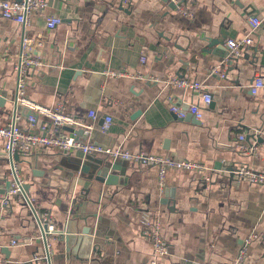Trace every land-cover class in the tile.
<instances>
[{"label":"crops","instance_id":"1","mask_svg":"<svg viewBox=\"0 0 264 264\" xmlns=\"http://www.w3.org/2000/svg\"><path fill=\"white\" fill-rule=\"evenodd\" d=\"M182 2L193 10L192 19L178 12L174 0H131L128 6L120 0H47L45 9L30 17L25 30L42 42L37 53L43 66L27 80L29 100L49 108L62 103L65 114L92 126L85 142L190 160L204 165L211 177L207 183L206 173L169 169L161 185L157 167L105 154L37 149L20 155L16 162L30 185L28 198L54 225L48 239L52 264H149L153 247L143 234V212L162 222L169 254L161 264H237L253 233L257 237L239 264H264V186L230 174L244 166L264 172V88L251 93L254 77L264 78V23L232 64L227 46L249 34L251 16L264 17V0ZM51 16L63 21L54 30L46 26ZM23 30L0 17V96L7 100L0 105L1 126L9 123L14 106ZM213 37L224 43L204 52ZM109 71L127 75L110 77ZM173 77L202 83L210 93L202 120L179 119L171 112L168 96L186 106L201 103L203 93L164 82ZM107 117L112 122L103 132ZM20 125L29 129L26 116ZM240 135L254 151L237 149ZM70 156L91 167L89 172L77 171ZM61 162L76 171L68 188L32 181V168ZM103 162L125 169V176L110 172L117 185L96 181L95 167ZM10 172L8 159L0 155V259L36 264L45 242L23 199L10 197L5 203L2 191ZM86 227L90 234L83 233Z\"/></svg>","mask_w":264,"mask_h":264},{"label":"built area","instance_id":"2","mask_svg":"<svg viewBox=\"0 0 264 264\" xmlns=\"http://www.w3.org/2000/svg\"><path fill=\"white\" fill-rule=\"evenodd\" d=\"M125 6L131 4V0H120ZM181 0H174L178 4ZM47 6V0H0V17L7 20H12L24 27V30L20 34V51L18 53L17 62L15 64L16 72V92L14 106L12 109L10 121L6 126L0 125V148L5 153V157L8 159L11 167V191L4 197L5 203H8L10 197H20L31 208V211L39 226L48 225L49 231L45 233L44 245L45 252L41 255L34 257L33 261L37 263H49L51 260V247L49 244V236L54 232V225L52 224L51 217L47 214L38 212L30 202L27 192L25 191L26 180L23 177L20 167L14 160V154L20 155L30 154L37 149H59L63 152L69 151H81L84 155H90L93 153L105 154L116 160L133 161L134 163L142 167H157L159 170V181L161 185H164V179L169 169L179 171H190L206 173L204 175L205 182L210 183L211 177L208 174V169L200 164L190 160H176L170 157L147 153L145 151H139L131 153L127 150L117 148H106L91 141H81L76 134L64 133V127H72L75 130L82 129L83 136L87 139L92 130V126L85 124L75 116H70L64 113V106L62 103H58L55 108L42 107L33 103L26 97L27 80L32 72H35L43 66L41 58L37 51L42 47V42L38 39H32L25 30L30 24V17L43 11ZM178 12L186 17L193 18V10L185 9L178 5ZM62 19L59 17H47L46 26L50 30L56 29L62 24ZM250 26L249 34L241 39L229 40L227 46L230 56L239 57L244 48L250 46L253 43L252 33L258 29L264 23V17L251 16L248 19ZM141 62L144 64L146 58L142 57ZM110 77H121L127 75L126 72L109 71ZM225 78L226 75L221 74ZM151 83L161 82L158 78H150ZM167 85L177 87L185 90H198L203 91L202 83L191 82L178 77H173L164 81ZM264 88V78L259 74L253 79L251 86L252 95L256 96L259 91ZM167 101L170 102V110L179 119L186 118L189 114L194 115L197 120H202L204 116V108L211 104L212 97L210 93L204 92L201 94V103H190L189 105H183L176 103L171 97H167ZM23 116L27 117L29 129H23L20 125ZM89 118L96 119L97 115L94 111H90ZM43 117L44 121L40 123L39 119ZM112 122L111 117L105 119V124L102 126V131L106 132ZM39 127V132H37ZM50 129V131H49ZM65 132V131H64ZM246 141L245 135L238 137L237 149L245 153L255 150V147H248L244 143ZM235 177L239 181H246L250 185H262L264 186V172L255 171L248 167H241L234 171ZM142 225L143 234L152 244V254L149 264H161V260L169 254V245L163 234V225L160 218L155 217L150 212H143L140 220ZM255 233L249 236L243 244L237 264L244 261L248 248L256 239ZM8 261L0 259V263L4 264Z\"/></svg>","mask_w":264,"mask_h":264},{"label":"water","instance_id":"3","mask_svg":"<svg viewBox=\"0 0 264 264\" xmlns=\"http://www.w3.org/2000/svg\"><path fill=\"white\" fill-rule=\"evenodd\" d=\"M181 3H183L182 0L178 4H175L176 5L175 7H177ZM207 41H208V47L206 49H204V52L205 51L209 52L210 47L224 43L221 39H219L217 37L208 38ZM229 61H230V64H232L234 61H238V59L236 57L230 56ZM6 101H7L6 98L0 96V105L1 106L4 105V104H1V102L5 103ZM191 117L193 119H195L194 115L189 114L186 118H184V120L185 119L189 120V118H191ZM63 130L67 133H70V134H72V133L76 134L80 138L81 141H85V139H86L83 136V130L82 129L75 130L72 127H64ZM64 153H67V152H64ZM0 155L5 156V153L3 151H0ZM19 158H20V154L15 153L14 154V160L18 161ZM68 161L72 162V164L77 168V171L79 170L81 172H84V173L87 172L88 173L89 170L91 169V167L84 165L80 161H75V162L72 161L71 156L68 157ZM47 164L50 165V163H47ZM95 168H96L95 169L96 181L103 183L107 187L114 186V185H117L119 183V181L116 182L117 177L112 175L110 173L111 171L118 170L120 172V176H125V174H126L125 169L120 167L119 163L109 165V164H106V162H103V163L97 164ZM234 171L235 170H233V169L230 170V174L232 177L235 176ZM75 172H76L75 170L65 169L64 164L62 162L60 164L55 165V166H49L48 167L45 165L44 167H41V168H35L34 167V168H32V181L35 183H38L40 185H44V186H57V187H62V188H68L71 180L75 177ZM29 188H30V185L26 184L25 185V191L28 192ZM10 191H11V180L8 179V180H6V186L2 191V195L7 196ZM38 229L42 232V236H43V240H44L45 233H48V231H49L48 225H44V226L38 225ZM90 232H91V228H89V227H86L85 229H83L84 234H90ZM47 264H52L51 260Z\"/></svg>","mask_w":264,"mask_h":264}]
</instances>
